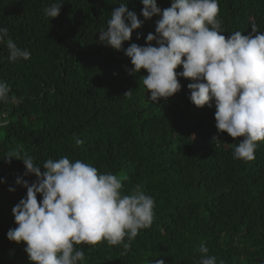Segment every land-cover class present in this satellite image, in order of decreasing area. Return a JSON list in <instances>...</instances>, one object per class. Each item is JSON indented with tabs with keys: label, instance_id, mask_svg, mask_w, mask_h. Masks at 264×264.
<instances>
[{
	"label": "trees",
	"instance_id": "obj_1",
	"mask_svg": "<svg viewBox=\"0 0 264 264\" xmlns=\"http://www.w3.org/2000/svg\"><path fill=\"white\" fill-rule=\"evenodd\" d=\"M52 3L62 6L50 19L43 9ZM121 3L144 20L141 0H0V27L31 53L10 62L0 44V80L10 87L8 102L0 103V122L6 121L0 126V180L6 181L0 183V264H32L26 244L6 235L17 227L12 208L27 192L16 178L36 180L24 176L21 160H3L12 151L41 167L62 156L80 160L120 178L123 195L140 186L154 199L153 222L139 230L129 251L107 241L74 245L85 253L81 264H198L201 243L217 264H264V141L255 159H234L243 138L218 133L214 102L195 106L191 81L183 77L180 92L151 102L142 83L146 70L129 75L133 66L124 51L99 41ZM157 3L163 10L172 0ZM218 6L226 38L235 31L254 35L252 26L264 32V0H218ZM159 18L144 20L123 49L145 45Z\"/></svg>",
	"mask_w": 264,
	"mask_h": 264
},
{
	"label": "clouds",
	"instance_id": "obj_2",
	"mask_svg": "<svg viewBox=\"0 0 264 264\" xmlns=\"http://www.w3.org/2000/svg\"><path fill=\"white\" fill-rule=\"evenodd\" d=\"M141 3L144 20L160 17L155 22V33L146 36L145 45L130 43L123 49L124 42L130 41L144 23L129 10L128 3H121L111 12L107 28L99 31L101 44L124 51L133 66L129 75L146 70L142 83L150 92L151 102L158 103L161 98L167 101L180 92L178 77L190 80L188 98L195 106L211 108L214 102L218 133L243 138L235 146L233 158L255 159L258 142L264 141V32L252 26L254 35L235 31L226 38L217 19L218 0H172L171 6L163 10L157 0ZM61 6L52 3L43 14L56 18ZM6 37L8 29L0 27V44L9 50L10 62L30 59L29 50ZM181 65L183 70L177 72ZM131 92L124 96L130 97ZM9 93L7 82L0 80V103L8 102ZM76 143L83 141L77 139ZM19 156L12 151L3 160L8 164L12 159L21 160L24 176L35 175L36 180L29 183L21 176L16 178L15 184L27 192L12 208L17 227L6 235L10 241L26 244L24 251L32 264H81L85 253L74 245L82 243L95 246L107 241L109 245H122L127 252L139 230L151 226L154 199L140 186L123 195L120 178L110 172L98 173L97 168L80 160L72 162L62 156L46 160L41 167L31 156ZM8 191L15 192L16 188L9 187ZM198 251V264H217L206 244L201 243ZM154 264L165 261L158 259Z\"/></svg>",
	"mask_w": 264,
	"mask_h": 264
}]
</instances>
